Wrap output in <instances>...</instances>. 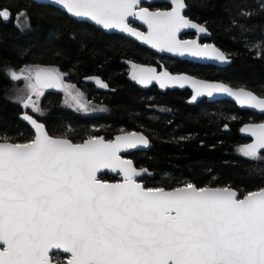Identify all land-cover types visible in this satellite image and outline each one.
I'll return each mask as SVG.
<instances>
[{"label": "snow or ice", "instance_id": "6c2138e0", "mask_svg": "<svg viewBox=\"0 0 264 264\" xmlns=\"http://www.w3.org/2000/svg\"><path fill=\"white\" fill-rule=\"evenodd\" d=\"M69 13L86 17L104 29H119L160 51L190 53L224 61L212 45L178 38L181 29H207L183 14L185 0H172L170 11H149L141 0H57ZM9 13L0 10V18ZM134 17L147 32L130 27ZM133 79L156 80L161 87L189 80L137 67ZM56 68L34 66L12 72L22 77L34 96L60 88L86 110L73 86ZM96 83L107 87L98 78ZM197 95L226 92L244 106L264 111V99L252 92L192 80ZM32 95L23 107L41 111ZM195 99V96L193 97ZM35 128L20 143L0 138V264H52V253L67 254L66 264H264V188L243 197L230 187H197L188 182L165 189L145 187L132 161L120 153L138 144L142 135L128 133L113 141L90 137L81 143L48 134L45 126L25 114ZM253 137L243 155L257 159L264 150V123L245 129ZM102 169L123 175L121 183L98 178ZM147 172V170H142ZM58 264H64L58 260Z\"/></svg>", "mask_w": 264, "mask_h": 264}, {"label": "trees", "instance_id": "16d2710c", "mask_svg": "<svg viewBox=\"0 0 264 264\" xmlns=\"http://www.w3.org/2000/svg\"><path fill=\"white\" fill-rule=\"evenodd\" d=\"M186 14L206 27L210 41L231 63L219 67L158 55L115 33L69 17L50 4L30 0H0V138L26 142L33 132L18 116L22 106L7 98L10 72L26 65L58 69L106 114L79 115L61 106L62 93L45 92L39 101L42 115L27 110L45 125L49 135L81 142L103 135L110 139L125 131H140L149 140L146 151L126 155L152 177L145 187L171 189L191 182L197 187H231L240 196L264 188V151L261 158L238 152L248 141L240 126L260 122L264 115L239 109L229 100L192 103L188 90L142 86L129 75V64L147 65L171 73L245 87L264 97V0H185ZM25 13L29 29L16 25ZM98 78L107 87L96 83ZM163 108V109H161ZM112 180L111 175L99 176Z\"/></svg>", "mask_w": 264, "mask_h": 264}, {"label": "water", "instance_id": "95a60500", "mask_svg": "<svg viewBox=\"0 0 264 264\" xmlns=\"http://www.w3.org/2000/svg\"><path fill=\"white\" fill-rule=\"evenodd\" d=\"M30 1H34L36 3H39V4H51L52 6H55V7H59L61 9V11L65 12L69 17H72L74 19H77V20H81V21H86L92 25H94L95 27H98L100 28L101 30H103L104 32L106 33H115V34H119V35H122L134 42H136L137 44L153 51L154 53L158 54V55H166V56H169V57H173V58H177V59H180V60H187V61H190V62H193V63H198V64H210V65H215V66H219V67H223V66H226L228 64L231 63V59L229 57L226 56V54L221 50L219 49L213 42H208L206 44H201L199 42V38H203V39H210V33L208 32V30L205 32V33H201L199 32L197 29H192V28H184V29H181V31L177 34L178 35V38L180 36V34L182 33H195V37H193L192 39H188V40H185V41H192V40H195L197 41V43H199L200 45H212L214 46L216 49H218L220 52H222L224 54V56L226 57V59L224 61H220V60H215V59H212V58H208V57H199V56H193L191 55L190 53L188 52H185L184 54H180L178 52H168V51H160L158 48H154L152 47L150 44H147L145 42H143L142 40L138 39L137 37L135 36H132L130 35L129 33L127 32H122L120 31L119 29H104L102 26L96 24L94 21H92L91 19L89 18H86V17H76L74 15H72L71 13H69L67 11V9L60 3L57 2V0H30ZM142 3H146V4H153V3H166L168 5H171V8L174 6L172 4V0H141V3H140V7H141V4ZM186 5V4H185ZM147 8V7H145ZM171 8L169 10H150L149 8V11H170ZM186 10V7L185 9L183 10V12ZM130 22H133L134 24H136V26L140 27H135V26H132L130 25ZM195 22V21H193ZM197 23V22H195ZM199 24V23H197ZM129 25L130 27H133L135 29H137L138 31H141V32H147V25L143 23V21L139 20V19H136L134 17H130L129 18ZM199 25H202V24H199ZM203 26V25H202ZM205 27V26H204ZM206 28V27H205ZM180 39V38H179ZM181 40V39H180ZM137 67H149L147 65H144V64H141V65H137ZM157 71V70H156ZM162 72H168L171 76H186L189 78L188 81L186 82H183V85L181 86L180 83H169L166 87H161L160 86V83L156 80H153L151 83H140L138 80H136V82H138L140 85L146 87V86H152V85H155L157 86L159 89L161 90H174V89H177V90H188L190 92V96H189V101L192 102V103H195L203 98H205L207 101H218V100H229L231 101L232 103H234L239 109H242V110H248L250 112H254V113H257V114H260V115H264V111H261L260 109H256V108H251V107H248V106H244V105H241L234 96H231L229 95L228 93L226 92H216L214 91L213 94L211 96H209L206 92H204L203 94L201 95H197V89L196 87L193 86V84L191 83L192 80H195V81H199V82H204V83H207V84H217V85H223L224 87H227V88H231L233 91H239L240 89H244L246 91H250L252 92L255 96H257L258 98H262L264 99V97L256 94L255 92L251 91L250 89H247L245 87H233L223 81H219V80H209V79H204V78H199V77H196L194 75H190L188 73H184V72H180V73H171L169 71H165V70H160V71H157V73H162ZM61 89L60 88H51V89H44L43 91L45 92H59ZM195 96V99H193V97ZM29 114L31 115L28 111H27V108H24L22 106V112L19 114L18 118L23 121L25 124H27L29 126V128L31 129V131L33 132V137L35 135V128L34 126L28 121V120H25L24 119V115L25 114ZM33 116V115H32ZM34 117V116H33ZM35 118V117H34ZM38 122H40L39 120H37ZM42 123V122H40ZM261 123H264V120L263 121H260V122H247V123H244L240 126V134L247 138L248 141L246 143L243 144V146L245 145H248V144H251L253 143L254 141V137L248 132L246 131V127L249 126V125H257V124H261ZM43 124V123H42ZM44 125V124H43ZM45 126V125H44ZM46 130V128H45ZM47 131V130H46ZM128 133H136L138 135H142L143 137H145L148 141L147 145H144V144H138L135 148H129V149H126L124 151H122L120 153V156L123 158V159H126V160H130L132 161L130 158L126 157L127 154L131 153V152H134V151H146L149 149L150 147V143H149V140L148 138L140 131H125V132H120V133H117L115 135H113L110 139H106L103 135H100V136H96V137H102L104 140L106 141H113L115 140V138L117 136H121V135H125V134H128ZM49 134V133H48ZM54 137V136H53ZM57 138H63V137H57ZM86 139H89V138H86ZM84 139V140H86ZM84 140H82L81 142H83ZM73 142V141H72ZM81 142H78V143H81ZM73 143H76V142H73ZM264 150H260V152H262ZM132 164L133 166L141 172V175L137 176L136 177V180L139 182V183H142L144 185V183L140 180L142 179L144 176H148V177H152L153 173L152 172H149L147 170V168L145 167H142V168H138L134 165L133 161H132ZM147 170V172H144L142 170ZM104 173H107L111 176H115L117 178V181H114V182H109V181H104V182H107V183H121L123 182V175L122 174H119L118 172L116 171H112L110 169H102L97 175H98V178L101 174H104ZM100 179V178H99ZM103 181V180H102ZM145 186V185H144ZM215 188V187H213ZM231 188V187H230ZM172 189V188H171ZM233 189V188H232ZM167 190V189H166ZM235 190V189H234ZM237 192V195L239 197H243V196H240V194L238 193L237 190H235ZM246 195V194H245ZM62 253V252H60ZM63 254V253H62ZM67 255V254H66ZM53 264V263H52Z\"/></svg>", "mask_w": 264, "mask_h": 264}, {"label": "rangeland", "instance_id": "374dc122", "mask_svg": "<svg viewBox=\"0 0 264 264\" xmlns=\"http://www.w3.org/2000/svg\"><path fill=\"white\" fill-rule=\"evenodd\" d=\"M15 20H16V25L22 31H27L29 29L28 20H27V17H26L25 13L18 14L16 16ZM134 65L135 64H133V63L129 64V75H130V78L132 80L136 81V79H133V73H134V71H136V68L133 67ZM30 67H34V66L26 65V66H24V67H22V68H20L18 70H11V72H10L11 86H10L9 91L7 92V98L9 100L13 101V102H16V103L20 104L21 106H23V100L26 99L28 96L32 95L30 90L27 87L29 82L26 79H24L23 77L20 80H14L11 77V73L12 72L19 73L20 70L25 69V68H30ZM64 76L65 75H63L64 83L67 84V85H71L65 80ZM71 86H73V88H72L73 94L78 95L79 99L81 100V102L86 105V110L83 109V108H80L79 105H77L76 102L73 101L71 99V97H69L67 95V93L61 89V93H62L61 106L62 107L69 108L73 112H75V113H77L79 115H99V114H106L107 113V108L106 107H104L103 105H98V104L91 103L90 101H88L86 99L84 93L81 90L77 89L74 85H71ZM41 97H42V95L41 96L32 95V99L36 100L38 105H39V101H40ZM161 109H163V108H161ZM27 110L31 111V109H29V108H27ZM36 114L42 115L43 113H42V111H40V112H38ZM242 148H243L242 146H240L238 148V152L240 154H242V152H241Z\"/></svg>", "mask_w": 264, "mask_h": 264}, {"label": "flooded vegetation", "instance_id": "af4514ba", "mask_svg": "<svg viewBox=\"0 0 264 264\" xmlns=\"http://www.w3.org/2000/svg\"><path fill=\"white\" fill-rule=\"evenodd\" d=\"M51 5V4H50ZM55 7V6H54ZM141 7H147L149 8L150 10H169L171 8V5H168L166 3H153V4H146V3H142L141 4ZM58 8L59 10H61L59 7H56ZM186 9H187V6H186ZM65 13V12H64ZM66 14V13H65ZM183 14L189 18L190 20L192 21H195L193 19H191L187 14H186V10L183 12ZM197 22V21H195ZM198 23V22H197ZM200 24V23H199ZM130 25L132 26H135V27H138L136 26V24H134L133 22H130ZM140 28V27H138ZM193 37H195V33H182L180 34L179 38L181 40H188V39H192ZM199 42L201 44H206L208 42H211L210 39H203V38H199ZM137 66V65H136ZM158 71V70H157ZM160 71V70H159ZM113 177L112 180H103V181H109V182H114V181H117V178L115 176H111ZM52 263L53 264H58V260H63L64 261V264H66V260H67V255L66 254H62V253H58V252H53L52 254Z\"/></svg>", "mask_w": 264, "mask_h": 264}]
</instances>
